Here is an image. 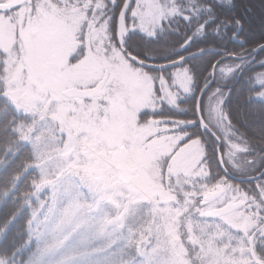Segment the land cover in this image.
<instances>
[{
	"label": "snow or ice",
	"instance_id": "6c2138e0",
	"mask_svg": "<svg viewBox=\"0 0 264 264\" xmlns=\"http://www.w3.org/2000/svg\"><path fill=\"white\" fill-rule=\"evenodd\" d=\"M0 264H264V0H0Z\"/></svg>",
	"mask_w": 264,
	"mask_h": 264
}]
</instances>
